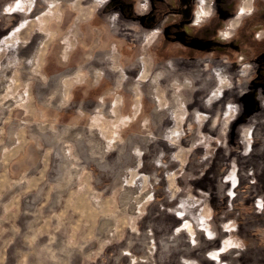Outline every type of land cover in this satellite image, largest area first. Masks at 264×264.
I'll list each match as a JSON object with an SVG mask.
<instances>
[{"label": "rangeland", "instance_id": "1", "mask_svg": "<svg viewBox=\"0 0 264 264\" xmlns=\"http://www.w3.org/2000/svg\"><path fill=\"white\" fill-rule=\"evenodd\" d=\"M28 1L0 0V6L20 8L0 26V264H104L107 247L121 238L126 249V241L140 234L151 200L132 155L150 136L141 101L157 86L158 71L174 63L161 61L153 46L156 31L129 28L112 12L103 13L104 0H62L63 14L47 20V35L37 17L55 0H38L34 16L21 11ZM18 29V40L11 41ZM110 64L123 71L118 91L112 90L118 72ZM183 83L168 77L158 86ZM135 87L140 111L132 117ZM164 89L166 99L183 95ZM253 93L247 89L241 98L256 101ZM121 154L131 156L128 163ZM261 154L257 150L255 158ZM111 164L113 180L98 181L93 170ZM99 185L111 186L105 191ZM240 233L264 259V233ZM145 241L140 258L151 261L155 250Z\"/></svg>", "mask_w": 264, "mask_h": 264}, {"label": "crops", "instance_id": "2", "mask_svg": "<svg viewBox=\"0 0 264 264\" xmlns=\"http://www.w3.org/2000/svg\"><path fill=\"white\" fill-rule=\"evenodd\" d=\"M37 1L29 0L32 4L21 11L34 16ZM40 1L47 4L48 0ZM62 3L49 2L37 17L43 34L50 33L47 20L57 11V15L63 14ZM19 10L18 6L8 9L1 4L0 26ZM19 33V29L15 31L11 41L18 40ZM67 52L63 51L64 57ZM109 68L118 72L112 89L118 91L123 84V71L115 64ZM168 73L176 80L175 67L158 71L157 86L147 90L146 102L144 98L141 101L150 136L132 154L137 157L136 169L151 187L150 204L137 228L142 240L137 236L132 242L126 241L127 247L122 249L125 243L120 238L106 248L104 264H264L257 251L246 247L245 236L240 233H264V113L252 104L246 109L247 104L233 95H243L245 88L223 81L221 74L215 77L209 73L195 82L187 76L183 86L159 87ZM102 74L97 70V80ZM147 75L148 69L141 78ZM68 86L64 81L65 92ZM134 89L136 104L132 117L140 111L139 88ZM163 89L167 94L174 90L183 95L180 100L166 99ZM120 102L118 96L115 109ZM257 150L262 153L259 159L255 158ZM129 157L121 154L127 163ZM100 166L93 170L96 179L104 178L110 183L115 166ZM110 186L96 187L108 191ZM149 239L155 250L151 261L140 258L141 247Z\"/></svg>", "mask_w": 264, "mask_h": 264}, {"label": "flooded vegetation", "instance_id": "3", "mask_svg": "<svg viewBox=\"0 0 264 264\" xmlns=\"http://www.w3.org/2000/svg\"><path fill=\"white\" fill-rule=\"evenodd\" d=\"M105 5L103 13L112 12L129 28L156 31L153 46L162 62L173 60L164 69L175 67L180 83L187 76L195 82L221 74L259 94L256 101L233 95L264 112V0H107Z\"/></svg>", "mask_w": 264, "mask_h": 264}, {"label": "snow or ice", "instance_id": "4", "mask_svg": "<svg viewBox=\"0 0 264 264\" xmlns=\"http://www.w3.org/2000/svg\"><path fill=\"white\" fill-rule=\"evenodd\" d=\"M224 35H226V34H224Z\"/></svg>", "mask_w": 264, "mask_h": 264}]
</instances>
